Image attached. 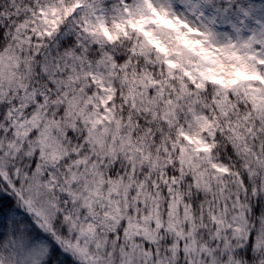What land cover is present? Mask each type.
<instances>
[{
  "label": "snow or ice",
  "instance_id": "obj_1",
  "mask_svg": "<svg viewBox=\"0 0 264 264\" xmlns=\"http://www.w3.org/2000/svg\"><path fill=\"white\" fill-rule=\"evenodd\" d=\"M0 264H264V0H0Z\"/></svg>",
  "mask_w": 264,
  "mask_h": 264
}]
</instances>
